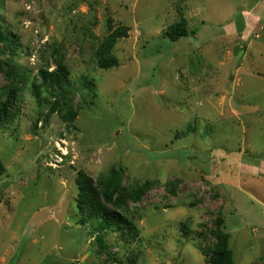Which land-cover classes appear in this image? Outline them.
Returning <instances> with one entry per match:
<instances>
[{
    "label": "rangeland",
    "instance_id": "1",
    "mask_svg": "<svg viewBox=\"0 0 264 264\" xmlns=\"http://www.w3.org/2000/svg\"><path fill=\"white\" fill-rule=\"evenodd\" d=\"M179 11L195 35L173 42ZM0 27L16 41L0 43V264H209L219 215L234 264H264V0H0ZM118 27L119 65L102 70ZM58 64L71 125L44 124L32 91ZM113 169L125 190L152 184L101 248L77 178Z\"/></svg>",
    "mask_w": 264,
    "mask_h": 264
},
{
    "label": "trees",
    "instance_id": "2",
    "mask_svg": "<svg viewBox=\"0 0 264 264\" xmlns=\"http://www.w3.org/2000/svg\"><path fill=\"white\" fill-rule=\"evenodd\" d=\"M179 12V21L171 25L166 32L167 37L173 42L188 37L190 34L195 35L194 31H189L187 20L182 12ZM128 32L127 27H118L101 43L96 52V62L100 69L110 70L119 65L114 49L121 39L128 37ZM0 43H6V46L13 47L16 41H13L0 27ZM69 75L68 68L63 64H58L57 68L52 71L47 69L39 71L41 83L39 85L34 83L32 91L40 110L42 112L46 110L43 115L44 124H48L50 118L55 114L69 125L75 122L78 111L74 110L71 102ZM85 87L93 90L94 84L86 82ZM43 93L52 97V101L44 99ZM11 100L12 97H9L7 102L0 105V122L8 121L12 116ZM185 134L184 132L183 135ZM4 171L5 168L0 162V176ZM123 178L122 169H113L110 176L100 177L97 181L83 172L78 174V210L93 224L97 234L96 241L101 248L104 246V238L108 232L134 228L123 214V210L128 202L139 203L151 189L152 183L148 181L141 186L125 190L122 185ZM214 223L215 229L212 231V236L216 242L209 256V264H234V254L230 249V235L227 232L225 218L219 215Z\"/></svg>",
    "mask_w": 264,
    "mask_h": 264
},
{
    "label": "water",
    "instance_id": "3",
    "mask_svg": "<svg viewBox=\"0 0 264 264\" xmlns=\"http://www.w3.org/2000/svg\"><path fill=\"white\" fill-rule=\"evenodd\" d=\"M241 54H242V53H241ZM241 54L238 55V56L234 59V61L232 62V65H231V73H232V75H234V74L236 73V70H237V62H238V60H239Z\"/></svg>",
    "mask_w": 264,
    "mask_h": 264
}]
</instances>
